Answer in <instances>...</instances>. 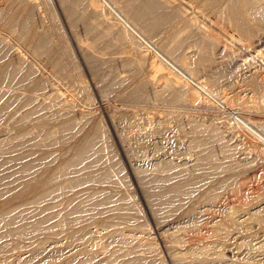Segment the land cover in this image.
Masks as SVG:
<instances>
[{
    "label": "rangeland",
    "instance_id": "rangeland-1",
    "mask_svg": "<svg viewBox=\"0 0 264 264\" xmlns=\"http://www.w3.org/2000/svg\"><path fill=\"white\" fill-rule=\"evenodd\" d=\"M129 1L113 3L116 10L124 14L129 9ZM153 1L164 13H151V23L146 27L137 24V30L144 28L141 34L150 38L153 47L170 59H176L175 62L190 73L203 80L212 76L219 79L218 91L225 96V103L264 134V16L252 20L253 24L260 25L258 34L242 41L232 35L234 23L226 8L230 0ZM248 1L264 12L263 0ZM86 3L83 1L77 9V16L89 27L86 32H76L70 27L61 0H16L10 11L0 8V96L6 93V98H11V106L0 114V144L7 148L0 150V161L15 159L10 167L0 171L10 179L22 175L30 179L45 171L54 179L50 184H54L55 189L47 190L46 200L42 198L39 202L34 197L36 194L31 193L30 202H17V206L11 205L9 209L10 206L2 205L4 186H0V264H173L172 253L183 255L184 261L191 264H264V142L238 125L231 112L216 102L203 97L193 99L191 93L174 86L167 74L155 71L152 61L163 63L167 71L178 76L180 73L126 28L102 2V12L114 22L116 29ZM25 18L29 21L25 22ZM77 38L96 45L82 52ZM139 50L147 54L145 59ZM93 63L103 73L118 76L112 91L105 92L96 83ZM12 71L23 82L11 81ZM4 87L7 88L4 90ZM56 95L60 97L56 99ZM87 136L95 137V144L89 150L92 155L80 163L76 174H71L64 164ZM29 137H33L37 147L31 149L24 145ZM200 150L211 151L210 166L201 159ZM29 162L33 167L28 173L21 166ZM200 163H208L207 172L212 175L202 173ZM162 170L164 173H160ZM177 172H180L179 181L175 176ZM165 175L171 178L155 181L157 176ZM192 175L193 180L198 179V184L186 193L189 198L186 194L182 195L183 199L179 195L180 200L167 203L166 196L162 195H167L172 189L170 186L177 187ZM223 180L227 186L220 188ZM61 181L62 186L57 191L55 186ZM215 185L219 188L212 187ZM84 188L97 191L95 195L99 197L112 191V196L109 195L114 201L96 206L82 192ZM160 189L167 191L161 194ZM67 199L72 203L70 200L67 203ZM77 208L83 213L77 212ZM118 214H127L129 219L121 220L116 217ZM19 224L26 225L25 231L28 229L21 236L11 229ZM7 228L11 232H7ZM178 239L185 243H179ZM172 244L176 247L169 252L168 246ZM112 257L115 259H110Z\"/></svg>",
    "mask_w": 264,
    "mask_h": 264
},
{
    "label": "bare ground",
    "instance_id": "bare-ground-1",
    "mask_svg": "<svg viewBox=\"0 0 264 264\" xmlns=\"http://www.w3.org/2000/svg\"><path fill=\"white\" fill-rule=\"evenodd\" d=\"M83 1H85V0H61V3H62V5H63V8H64V11H65V13H66V15H67V19H68V22H69V24H70V27L74 30V31H79L80 30V32L82 31V32H86L87 30H88V26L87 25H85V24H83L82 23V21L79 19V17L77 16V9H78V6L83 2ZM256 1V0H255ZM260 1V0H259ZM264 1V0H263ZM15 2H16V0H3L1 3H0V8L2 9V11H5V12H7V11H10L12 8H13V6L15 5ZM86 5L88 6V7H90L91 8V10L94 12V13H98V14H100L101 16H103L104 17V20H105V22H107V23H109V26L111 27V28H114V29H116V25L114 24V22H111L110 20H109V17L107 16H105V14L102 12V10H101V6H102V4H101V2L103 3V5H105V6H107L109 9H111L114 13H115V15L117 16L116 18L122 23V24H124L125 26H126V28L128 27L129 29H131L140 39H141V41H143L144 43H146L149 47H151L157 54H158V56H160L164 61H166L172 68H174V71H177L178 72V74L180 73L181 75H177V74H174L172 71H167L168 69L166 68V66L164 67V65H163V63H158V62H156V61H152V66H153V68H155V71L157 70V71H159V72H163L164 74H167L168 76V80L171 82V83H173L174 84V86H176V87H180L181 89H183V90H185V92H189V93H191L192 95V97H193V99L195 98V99H200V97H203V98H206V99H211L212 101H214V102H216L217 104H219L221 107H222V109L224 108V109H226V110H228L229 112H231V114H232V116H233V118H234V121L238 124V125H240L241 127H243L244 129H247L251 134H253L256 138H258L259 140H261V141H263L264 142V134L263 133H261L260 131H258V130H256L255 128H254V126H253V124H252V122L251 121H249L248 119H246V118H244L243 116H240V115H236L235 114V112H233L232 110H231V108L229 107V105H228V103L226 102L225 103V101H224V99L223 98H225V96H222L220 93H219V91L218 90H220V84H219V79H217V78H215V77H211L210 79H208V80H203V79H201V77H198L196 74H192V73H190L189 71H187V70H185L184 68H186L185 66L183 67V65L181 66V65H179L178 63H176L175 62V60L176 59H170V57L167 55V54H165V53H163L161 50H159V49H156L155 47H153L151 44H150V38L149 39H147L146 38V36L144 37L143 36V34H141V32L143 31L142 29H144V28H142L141 27V30H140V32L137 30V24L138 25H144L145 27L146 26H148V24H150L151 23V20L149 19L150 17H149V15L151 14V13H155V12H158L159 11V5L156 3V2H154L153 0H130L129 1V3H127L129 6V9L128 8H126V9H128V10H125V13L124 14H121L119 11H117L116 10V8H115V6H114V3L113 2H115V0H113V1H111V0H86ZM174 3V2H173ZM225 5V4H224ZM224 5H223V7H224ZM254 5L255 4H253L252 2H249L248 0H230L229 2H228V5L226 4V8L228 9V17L231 19V21L234 23V29L232 30V35L233 36H236L237 38H239L240 40H245V39H248V38H252V37H254L255 35H256V33L258 34V32L260 31V25L258 26V25H255V24H253V22H252V20L255 18V17H262V16H264V12H262L260 9H255L254 8ZM18 6V5H17ZM257 6V5H256ZM262 6V5H261ZM62 7V6H61ZM203 7V6H202ZM223 7H221L222 9H224ZM259 7V6H258ZM262 8V7H261ZM0 9V10H1ZM31 9V8H30ZM85 9V8H84ZM221 9V10H222ZM14 10V9H13ZM22 11V10H21ZM215 11V10H214ZM13 12V11H12ZM162 13H164L163 11H161ZM160 11H159V13H161ZM110 13V12H109ZM175 13V12H174ZM178 13H180L179 11H178ZM226 13V12H225ZM6 14V13H5ZM156 14V13H155ZM168 15H169V13H167ZM166 14V15H167ZM171 15V14H170ZM28 16H30L29 14H28ZM31 16H32V14H31ZM109 16H110V14H109ZM157 16V15H156ZM155 16V17H156ZM174 16V15H173ZM128 17V18H127ZM165 17V16H164ZM152 18V17H151ZM166 18H168V16H166ZM264 18V17H263ZM30 19H31V17H30ZM33 19V18H32ZM165 19V18H164ZM221 19V18H220ZM27 21H29V19L27 18H25V22H27ZM153 22V21H152ZM43 25V24H42ZM152 25V24H151ZM140 26H138V28L140 27ZM143 26V27H144ZM108 27V26H107ZM202 28V27H201ZM110 29V28H109ZM76 31V32H77ZM123 33V32H122ZM83 34V33H82ZM218 35V34H217ZM121 36V35H120ZM81 37V36H80ZM124 37V36H123ZM80 39V38H79ZM78 38H77V41H76V43H77V46H78V48H79V50L80 51H82V52H85V51H87L88 49H90L91 47H93L94 46V44L96 45V43L94 42V43H89V42H84V41H81V40H79ZM83 39V38H82ZM46 40V39H45ZM95 40V39H94ZM93 40V41H94ZM97 41V40H96ZM145 44V45H146ZM132 46V45H131ZM133 47V46H132ZM252 48V47H251ZM39 50V49H38ZM2 51V50H1ZM139 51H141V50H139ZM168 51V50H167ZM166 51V52H167ZM171 51V50H170ZM14 52V51H13ZM147 52V51H146ZM173 52V51H172ZM258 52V51H257ZM4 53V52H3ZM2 53V54H3ZM101 54H102V52H101ZM105 54V53H104ZM172 53H170V55H171ZM5 55H7V54H5ZM4 55V56H5ZM262 55V54H261ZM1 56V55H0ZM3 56V57H4ZM86 56V55H85ZM140 56L142 57V58H146L147 57V54L144 52V51H141L140 52ZM263 56V55H262ZM6 57V56H5ZM104 57V56H103ZM88 58H91V57H88ZM87 58V59H88ZM206 58V57H205ZM153 60V59H152ZM155 60V59H154ZM182 60V59H181ZM232 60V59H231ZM18 61V60H17ZM184 61V60H183ZM203 61V60H202ZM205 61V60H204ZM210 61H211V58H210ZM178 62V61H177ZM185 62H183L182 64H184ZM94 65H93V67H94V73H95V76H96V78H97V80L96 81H98V82H96V83H98L100 86H101V88L103 89V91H105V92H108V91H110L111 90V88L113 89L114 87H113V84L114 83H116V82H114V79H116L118 76H116V77H113V76H111L110 74H106V73H103L102 71H100V69L98 68V66L95 64V63H93ZM98 64V63H97ZM102 64V63H101ZM187 64V63H186ZM1 66V65H0ZM16 66V65H15ZM204 67V66H203ZM203 67H202V69H203ZM169 68V67H168ZM194 68V67H193ZM7 70V69H6ZM18 70V69H17ZM172 70V69H171ZM185 72H184V71ZM189 70V69H188ZM158 72V73H159ZM194 72V71H193ZM157 73V72H156ZM228 73V72H227ZM4 74V73H3ZM16 74V73H15ZM15 74L13 73V71H12V73H11V76H10V78H11V81H14V82H16V83H20V82H23V81H20L19 80V78H17L16 76H15ZM222 74V73H221ZM5 75H6V73H5ZM18 75V74H17ZM22 75V74H21ZM110 76L109 78H108V76ZM264 75V74H263ZM26 76V75H25ZM25 76H23V78L25 77ZM28 76V75H27ZM4 78H6V77H8V76H3ZM156 78V77H155ZM155 78H152L154 81H155ZM220 78V77H219ZM22 79V78H21ZM263 79H264V77H263ZM2 80H3V78H2ZM25 80V79H24ZM122 80V79H121ZM153 80H152V82H153ZM120 81V80H119ZM118 81V82H119ZM164 81H166V80H164ZM262 81H264V80H262ZM2 82V81H1ZM9 82V81H8ZM13 82V83H14ZM258 82V81H257ZM11 83V82H10ZM15 83V84H16ZM2 84V83H1ZM8 84V83H7ZM188 84H191V85H189V86H191L190 87V89H189V86H188ZM168 85V84H167ZM172 84H170V86H171ZM115 86V85H114ZM165 86V85H164ZM10 87V86H9ZM8 87V88H9ZM1 88V87H0ZM5 88H7V87H4V90H5ZM1 90V89H0ZM39 90V89H38ZM112 91V90H111ZM59 92H61V91H59ZM181 92V91H180ZM3 93V92H2ZM183 93V92H182ZM6 94V93H5ZM5 94H3V95H1L0 96V114H1V112H2V110L3 109H5V108H7L8 106L10 107L11 105H10V101H11V98H9L8 96H7V98H6V95ZM54 94V93H53ZM34 95V94H33ZM62 95V94H61ZM13 96V95H12ZM11 96V97H12ZM28 96V95H27ZM17 97V96H16ZM60 96H58V95H56L55 96V98L56 99H58ZM35 98V97H34ZM33 98V99H34ZM13 99H15V97L13 98ZM17 99V98H16ZM54 99V98H53ZM64 99V98H63ZM30 100V99H29ZM54 101H57V100H54ZM64 101H65V99H64ZM49 102H51V101H49ZM31 103V102H30ZM53 103H55V102H53ZM59 103V102H58ZM69 103V102H68ZM15 104V103H14ZM40 104V103H39ZM45 104V103H44ZM71 104V103H70ZM35 105H38V103L37 104H35ZM33 106V105H32ZM31 106V107H32ZM46 106H48V105H46ZM36 107H38V106H36ZM49 107H50V105H49ZM74 107V106H73ZM17 108V107H16ZM30 108V107H29ZM35 108V107H34ZM52 108V107H51ZM64 108V107H63ZM63 108H62V110H63ZM8 109V108H7ZM50 109V108H49ZM66 109V108H65ZM71 109V108H70ZM34 110H36V108L34 109ZM59 110V109H58ZM38 111H40V110H38ZM71 111V110H70ZM76 111V110H75ZM37 112V111H36ZM52 112V111H51ZM38 113V112H37ZM69 113V112H68ZM15 114V113H14ZM29 114V113H28ZM44 114H45V112H44ZM137 114V113H136ZM47 115V114H46ZM52 115V114H51ZM29 116V115H28ZM43 117H44V115H42ZM53 116V115H52ZM135 116V115H134ZM21 117V116H20ZM18 120H19V118H17ZM23 119V118H22ZM25 119V118H24ZM50 120V119H49ZM137 120V119H136ZM17 122V121H16ZM15 122V123H16ZM63 124V123H62ZM61 124V125H62ZM65 124V123H64ZM67 124V123H66ZM69 125V124H68ZM31 127V126H30ZM59 127V126H58ZM64 127V126H63ZM53 128V127H52ZM66 128V127H65ZM26 129H28V128H26ZM45 129V133H48L49 134V132H47V129L46 128H44ZM55 129V128H54ZM68 129V128H67ZM66 129V130H67ZM70 129V128H69ZM137 129V128H136ZM41 130V129H40ZM168 130V129H167ZM28 131V130H27ZM27 131H25V132H27ZM65 131V130H64ZM164 131V130H163ZM29 132V131H28ZM27 132V133H28ZM62 132V131H61ZM141 132V131H140ZM144 132V131H143ZM19 133L21 134V131H19ZM30 133V132H29ZM44 133V134H45ZM54 133H55V130H54ZM15 135H16V133H14ZM22 134H23V131H22ZM26 134V133H25ZM24 134V135H25ZM137 134V133H136ZM149 134V133H148ZM19 134H17V136H18ZM47 135V134H46ZM64 135V134H63ZM62 135V136H63ZM147 135V134H146ZM21 135H19L18 137H20ZM45 136V135H44ZM85 136V135H84ZM15 138V137H14ZM17 138V137H16ZM15 138V139H16ZM28 138V137H27ZM30 139H26L27 141L25 142L24 141V145H26L27 147L29 146V148H33V147H35L37 144L34 142V140H33V137L31 138V137H29ZM44 138V137H43ZM46 138V137H45ZM157 138V137H156ZM2 139V138H1ZM1 139H0V141H1ZM20 139V138H19ZM22 139V138H21ZM94 139H95V137L94 138H92V137H89V136H87L86 138H85V140H84V142H82L80 145H79V147H78V149H77V151L74 153V154H72L73 156L71 157V155H70V159H68V163L67 162H65V163H67V164H64V165H66V169H67V171L69 172V173H71V174H76V172H77V170H78V167H79V165H80V163L82 162V161H85V160H88L89 158L88 157H90L92 154H90L89 155V150L91 149V147H93V145L95 144V141H94ZM134 139V138H133ZM5 140V139H4ZM12 140V139H11ZM25 140V139H24ZM52 140V139H51ZM57 140V139H56ZM155 140V139H154ZM83 141V140H82ZM9 142V141H8ZM34 142V143H33ZM43 142V141H42ZM78 142H79V140H78ZM1 143V142H0ZM3 143V142H2ZM16 143H18L17 141H16ZM67 143V142H66ZM8 144V143H7ZM14 144V146H15V143H13ZM12 144V145H13ZM19 144H21V142L19 141ZM19 144H16V145H19ZM39 144V143H38ZM22 145V144H21ZM39 146V145H38ZM43 147H44V145H42ZM49 146V145H48ZM16 147V146H15ZM37 147V146H36ZM11 148V147H10ZM14 148V147H13ZM5 149V151H6V149L7 148H5L4 146H2L1 144H0V150H4ZM12 149V148H11ZM23 149V148H22ZM39 150V149H38ZM42 150V149H41ZM205 151H206V149H204ZM204 150H200V151H202L203 152V155H202V158H201V155H200V158L201 159H203V161H205V162H209V160L210 159H212V156H211V151L208 153H206V152H204ZM12 151V150H11ZM1 152V151H0ZM8 152V151H7ZM10 152V151H9ZM35 152V151H34ZM36 152H37V150H36ZM102 152V151H101ZM28 153H32L31 151H29ZM93 153H96V152H93ZM200 153V152H199ZM216 154V153H215ZM3 155V154H2ZM30 155V154H29ZM199 155V154H198ZM9 156V155H8ZM28 156V155H27ZM42 156H43V153H42ZM47 156V155H46ZM197 156V155H196ZM10 157V156H9ZM16 157V156H15ZM31 157V156H30ZM50 157V156H49ZM152 157V156H151ZM199 157V156H198ZM37 158V157H36ZM47 158V157H46ZM54 158V157H53ZM88 158V159H87ZM94 158H95V156H94ZM144 158V157H143ZM200 158H197V159H200ZM38 159V158H37ZM43 159H45V155H44V158ZM98 159V158H97ZM49 160H51V159H49ZM93 160H95V159H93ZM195 160V159H194ZM207 160V161H206ZM14 161H15V159H11V158H8V159H6L5 161H0L1 163H0V169L1 170H3V167L5 168V167H10L13 163H14ZM100 160L98 159V162H99ZM193 161V160H192ZM197 161H200V160H197ZM211 161V160H210ZM13 162V163H12ZM56 162V161H55ZM202 162V161H201ZM39 163V162H38ZM49 163H50V161H49ZM96 163V162H95ZM167 163V162H166ZM166 163H165V165H166ZM170 163V162H169ZM173 163V162H172ZM213 163V162H212ZM34 164V163H33ZM92 164H94L93 163V161H92ZM91 164V165H92ZM101 164H102V162H101ZM196 164H197V162H196ZM196 164H195V166H196ZM214 164H216V163H214ZM14 165H17V164H14ZM23 166H21L22 167V169L25 171V170H27V172H28V170H30V169H32L31 167H33L32 166V164H31V162H29V163H27V164H22ZM35 165V164H34ZM54 165V164H53ZM83 165H87V164H83ZM82 165V166H83ZM90 165V164H89ZM164 165V166H165ZM173 165V164H172ZM211 164H210V162H209V166H210ZM220 165V164H219ZM219 165H216V166H219ZM178 166V165H177ZM193 166V165H192ZM198 166V165H197ZM221 166V165H220ZM81 167V166H80ZM87 167H90V166H87ZM167 167H171V166H169L168 164H167ZM167 167H165V170L164 171H166V168ZM173 167H175V166H173ZM235 167V166H234ZM55 168V167H54ZM62 169L64 168V170H65V167H61ZM85 168V167H84ZM194 168V167H193ZM212 168V167H211ZM216 168V167H215ZM10 169V168H9ZM15 169V168H14ZM56 170L58 169V167L57 168H55ZM61 169V170H62ZM82 169H83V167H82ZM86 169V168H85ZM159 169H160V167H159ZM158 169V170H159ZM162 169V168H161ZM171 169H173L172 167H171ZM178 169V168H177ZM184 169V167L182 168V170ZM196 169V168H195ZM207 169H210V167L208 168V163L207 164H201L200 163V169L199 170H202L203 172L202 173H204V171H206L207 172ZM7 170V169H6ZM179 170V169H178ZM181 170V171H182ZM212 170V169H211ZM4 171V170H3ZM11 171V170H10ZM22 171V170H21ZM20 171V172H21ZM105 171V170H104ZM173 171H176V170H171L170 172H173ZM180 171V170H179ZM197 171V170H196ZM210 171V170H209ZM23 172V171H22ZM26 172V173H27ZM33 172V171H32ZM36 172V171H35ZM54 172V171H53ZM59 172V171H58ZM63 172V171H62ZM68 172H67V174H68ZM79 172V171H78ZM136 172V171H135ZM155 172V171H154ZM183 172V171H182ZM199 172V171H198ZM201 172V171H200ZM213 173H214V171H212ZM218 172V171H217ZM222 172V171H221ZM6 173H8V171L6 172ZM10 173V172H9ZM17 173V172H16ZM29 173V172H28ZM27 173V176H29V174ZM31 173V172H30ZM64 173V172H63ZM65 173H66V171H65ZM91 173H93V172H91ZM101 173V172H100ZM105 173V172H104ZM157 173H159V172H157ZM160 173H164L163 172V170L160 172ZM175 173V172H174ZM180 173V172H179ZM179 173L177 172V174H175V176H177V181H179L178 180V176H179ZM216 173V172H215ZM14 174V173H13ZM19 174V173H18ZM99 174V173H98ZM97 174V175H98ZM138 174V173H137ZM152 174V173H151ZM155 174V176H156V173H154ZM168 174V173H167ZM171 174V173H170ZM189 174H190V172H189ZM192 174H193V172H192ZM201 174V173H200ZM205 174V173H204ZM206 174H209L208 172L206 173ZM205 174V175H206ZM218 174V173H217ZM62 175V174H61ZM65 175V174H64ZM87 175V174H86ZM103 175V174H102ZM106 175V174H105ZM109 175V174H108ZM107 175V176H108ZM161 175V174H160ZM163 175V174H162ZM191 175V174H190ZM209 175H212V174H209ZM19 176V175H18ZM80 176V175H79ZM89 176V175H88ZM150 176V175H149ZM148 176V177H149ZM174 176V177H175ZM194 175H192V176H190V178H184V179H188V180H186L185 182H181L182 180H180V182H181V184L179 185V186H177V187H173V186H170L171 188H169V189H171V190H169V192L167 193L166 192V194L167 195H162V196H166V200H168L167 201V203L169 202L170 204H174L175 202H177L178 200H180V198L179 197H181L182 195L183 196H185V194L189 191V190H191V189H193L194 188V186H196V184H198L197 182H196V180L198 181V179H196V180H193L195 177H193ZM196 176V175H195ZM197 176L199 177L200 175H198V173H197ZM196 176V177H197ZM202 176V175H201ZM214 176H215V174H214ZM16 177V176H15ZM15 177H13L14 179H10V176L8 177L7 175H3L2 173H1V171H0V186L1 185H3L4 187H3V189H4V192H3V207H7V206H10L9 207V209L11 208V207H13L14 205H16L15 203H19V202H21V203H28V202H30V200H32V199H28V196H29V194H31V193H33V194H36L34 197H35V199L36 200H42V198L43 199H45L47 196H48V192H47V190L50 192V191H52V190H55L54 188H53V185H51L50 183L52 182V180H54V179H52L49 175H47L46 173H45V171L43 172H40V173H38V174H36L35 176H33V177H31L30 179H26V175L24 176V175H22V177H18V178H15ZM56 177H59V176H56ZM90 177H91V175H90ZM96 177V176H95ZM173 177V178H174ZM181 177V176H180ZM191 177H193V178H191ZM203 177V176H202ZM217 177V176H216ZM54 178V177H53ZM86 178H87V176H86ZM89 178V177H88ZM87 178V179H88ZM151 178V177H150ZM168 178L170 179L171 178V176H157L156 178H155V181L156 180H162V181H165V180H168ZM176 178V177H175ZM199 178H201V177H199ZM204 178V181L206 180L207 181V179L205 178V177H203ZM219 178V177H218ZM231 178V177H230ZM51 179V180H50ZM94 179V178H93ZM99 179V178H98ZM100 179H101V177H100ZM104 179V178H103ZM102 179V180H103ZM107 179V178H106ZM214 179H216V178H214ZM223 179V178H222ZM67 180V179H66ZM89 180V179H88ZM91 181H92V179H90ZM97 180V179H96ZM101 180V181H102ZM149 180H154V179H149ZM202 181H203V179H201ZM221 180V179H220ZM70 181V180H69ZM78 181H79V179H78ZM157 181V182H158ZM177 181H175L176 183H177ZM216 181V180H215ZM72 182H73V179H72ZM84 182V181H83ZM85 182H87V180L85 181ZM113 182V181H112ZM161 182V181H160ZM168 182V181H167ZM208 182V181H207ZM211 182V181H210ZM212 182H214V181H212ZM61 183H62V181L60 182V183H58L59 185H57V187L55 186V188L57 189V191L60 189V187L62 186L61 185ZM68 183V182H67ZM107 183V182H106ZM155 182H153V184H154ZM171 183H172V181H171ZM175 183V184H176ZM204 183H206V182H204ZM215 183V182H214ZM225 183H226V181H221V184L219 185L220 186V188H224L223 186H225ZM50 184V185H49ZM57 184V183H56ZM69 184V183H68ZM70 184H73V183H70ZM76 184H77V182H76ZM153 184H152V187H153ZM165 184H166V182H165ZM199 184H201V183H199ZM218 184V182L216 183V185ZM61 185V186H60ZM95 185V184H94ZM207 185V184H206ZM211 185H212V183H211ZM214 185V184H213ZM212 186V187H216V188H219V187H217V186ZM68 186V185H67ZM161 186V185H160ZM164 186H166V185H164ZM227 186V185H226ZM225 186V187H226ZM72 187V186H71ZM80 188H81V186H79ZM107 187V186H106ZM151 187V186H150ZM155 187V186H154ZM156 187H158V186H156ZM68 188V187H67ZM73 188H74V186H73ZM79 188V189H80ZM98 188V187H97ZM96 188V189H97ZM99 188H101V187H99ZM147 188V187H146ZM149 188V187H148ZM159 188V187H158ZM165 188V187H164ZM167 188V187H166ZM199 188V187H198ZM2 189V188H1ZM61 189H63V188H61ZM91 188H84V190L82 191V192H84V194H86V197H89V199L90 200H93L92 202H93V204H95L96 206H102V205H105V204H108V203H110V202H112V200H113V197H111L112 196V191L110 192L111 193V196L108 194H105V195H103L102 197H99V196H96L95 195V193H97V191H94V190H90ZM105 189V188H104ZM107 189V188H106ZM105 189V190H106ZM152 189H154V188H152ZM152 189H150L149 188V190H152ZM98 190V189H97ZM164 190V189H163ZM195 190V189H194ZM193 190V191H194ZM1 191H3V190H1ZM66 191V190H65ZM104 191V190H103ZM164 191H167V190H164ZM164 191L162 192L161 191V189H160V193L161 194H165L164 193ZM192 191V190H191ZM190 191V192H191ZM77 192V191H76ZM80 192V191H79ZM100 192H101V190H100ZM149 192V191H148ZM151 192V191H150ZM189 192V193H190ZM53 193V192H52ZM107 193V192H106ZM50 194V193H49ZM77 194H79L78 192H77ZM149 194V193H148ZM151 194V193H150ZM150 194H149V196H150ZM73 195V194H72ZM115 195V194H114ZM113 195V196H114ZM117 195V194H116ZM153 195V194H152ZM154 195L155 196H157L155 193H154ZM178 197H177V196ZM179 195H181V196H179ZM187 196V198H189L188 197V194H186ZM191 195V194H190ZM55 196V195H54ZM80 196H82V195H80ZM155 196H153V197H155ZM161 196V197H162ZM183 196L181 197L182 199H183ZM33 196L31 197V198H34ZM49 197V196H48ZM77 197H79V196H77ZM115 197V196H114ZM158 197H159V193H158ZM185 197V198H186ZM0 198H1V196H0ZM41 198V199H40ZM74 198V197H73ZM72 198V199H73ZM119 198V197H118ZM35 199H33V200H35ZM71 199V198H70ZM70 199H67L68 201H66L67 203H69V200ZM181 199V200H182ZM192 199V198H191ZM46 200V199H45ZM75 200V199H74ZM73 200V201H74ZM80 200H83V198L81 197V199ZM80 200H78V201H80ZM89 200V201H90ZM116 200V202H117V199H115ZM121 200V199H120ZM62 201V200H61ZM71 201V203H72V200H70ZM77 201V202H78ZM114 201V200H113ZM157 201V200H156ZM161 201H163V200H161ZM39 202H41V201H39ZM59 202V201H58ZM86 202H88V201H86ZM155 202V201H154ZM182 202V201H181ZM67 203H65V204H67ZM83 202L81 201V203L80 204H82ZM89 203H91V202H89ZM88 203V204H89ZM121 203V202H120ZM160 203V202H159ZM162 203V202H161ZM166 203V202H165ZM50 204V203H49ZM64 204V205H65ZM76 204V203H75ZM118 204V203H117ZM117 204H115V205H117ZM169 204V205H170ZM11 205H13V206H11ZM21 205H23V204H21ZM36 205V204H35ZM43 205V204H42ZM45 205V204H44ZM43 205V206H44ZM47 206H49L48 204H46ZM60 205V204H59ZM77 205V204H76ZM95 205H94V207H95ZM111 205V204H110ZM109 205V206H110ZM176 205V204H175ZM174 205V206H175ZM178 205V204H177ZM17 206V205H16ZM14 207V208H17V207ZM43 206H41V208L43 209V208H45V209H47L48 207H43ZM79 205H77V207H78ZM81 206V205H80ZM83 206V205H82ZM86 206V205H85ZM109 206H107V207H109ZM112 207H113V205H111ZM156 206V205H155ZM182 206V205H181ZM34 207V206H33ZM51 207H53V206H51ZM71 207H74V205L72 206L71 205ZM76 207V206H75ZM88 207V206H87ZM86 207V208H87ZM93 207V208H94ZM117 207V206H116ZM120 207H121V205H120ZM124 207V206H123ZM129 207V206H128ZM159 207H161L160 205H159ZM203 207V206H202ZM66 208V207H65ZM82 208V207H81ZM81 208H77L76 210H77V212L79 211V212H82V210H81ZM85 208V209H86ZM91 208H92V205H91ZM118 208H119V206H118ZM156 208V207H155ZM167 208V207H166ZM13 209V208H12ZM27 209V208H26ZM25 209V210H26ZM48 209H50V208H48ZM71 209V208H70ZM83 209V208H82ZM99 209H101V208H99ZM99 209H98V211H99ZM115 209V208H114ZM113 209V210H114ZM121 209H122V207H121ZM124 209V208H123ZM126 209V208H125ZM201 209V208H200ZM207 209V208H206ZM5 210H7V209H5ZM21 210H22V208H21ZM33 210H36V208L35 209H33ZM40 211H41V209H39ZM65 210V209H64ZM84 210V209H83ZM94 210V209H93ZM103 210V209H102ZM117 210V209H116ZM130 210V209H129ZM202 210H204V209H202ZM3 211V210H2ZM15 211V210H14ZM61 211V210H60ZM66 211H70V210H66ZM104 211V210H103ZM110 211V210H109ZM108 211V212H109ZM5 212V211H4ZM22 212V211H21ZM29 212V211H28ZM44 212V211H43ZM71 212V211H70ZM91 212V211H90ZM201 212V211H200ZM42 213V212H41ZM76 213V212H75ZM83 213V212H82ZM93 213H95V212H93ZM98 214L100 213V212H97ZM106 213V212H105ZM5 214V213H4ZM18 214V213H17ZM28 214V213H27ZM30 214V213H29ZM55 214V213H54ZM87 214V213H86ZM89 214V213H88ZM14 215V214H13ZM25 215V214H24ZM32 215V214H31ZM30 215V216H31ZM95 215H97V214H95ZM127 215V214H126ZM126 215H124V214H118L116 217L117 218H119V219H121V220H124L125 221V219H127L128 217L126 216ZM18 216V215H17ZM20 216V215H19ZM35 216V215H34ZM38 216V215H37ZM45 216V215H44ZM69 216H70V214H69ZM82 216H84V215H82ZM7 217V216H6ZM22 217H23V215H22ZM27 217V216H26ZM51 217V216H50ZM74 216H72V218H73ZM81 217V216H80ZM4 218H5V216H4ZM36 218V217H35ZM38 218V217H37ZM47 218L49 219V217L47 216ZM71 218V217H70ZM92 218V217H91ZM104 218H106V217H104ZM11 219V218H10ZM21 219V218H20ZM20 219H19V221H20ZM23 219H25V218H23ZM29 219V218H28ZM48 219H46L47 221H48ZM51 219V218H50ZM65 219V218H64ZM66 219H67V217H66ZM77 219V218H76ZM114 219V218H113ZM129 219V218H128ZM9 220V219H8ZM22 220V219H21ZM105 220V219H104ZM115 220V219H114ZM32 221V220H31ZM31 221H28V222H31ZM34 221V220H33ZM38 221H40V220H38ZM46 221V222H47ZM50 221V220H49ZM73 221H75V219H73ZM10 222V221H9ZM25 222V221H24ZM40 222H42V221H40ZM44 222H45V220H44ZM43 222V223H44ZM97 222V221H96ZM105 222V221H104ZM108 222V221H107ZM113 222V221H112ZM23 223V222H22ZM26 223V222H25ZM98 223V222H97ZM114 223H115V221H114ZM128 223V222H127ZM12 224H16L15 223V221H12ZM21 224V223H20ZM19 224V227H17V225H16V227L13 229V228H11L12 229V232H16L17 233V235H19V236H21V235H24V232H27V230L25 231V229L27 228L26 227V225L25 224H23V225H20ZM32 224V223H31ZM71 224V223H70ZM109 224V223H108ZM9 225V224H8ZM10 225H11V222H10ZM38 225H40V224H38ZM64 225V224H63ZM73 225V224H72ZM91 225V224H90ZM102 225H104V224H101V226ZM110 225V224H109ZM141 225V224H140ZM97 226V225H96ZM112 226H113V224H112ZM127 226V225H126ZM36 227H37V225H36ZM81 227V226H80ZM104 227V226H103ZM29 228V227H28ZM53 228V227H52ZM95 228H97V227H95ZM178 228V227H177ZM176 228V229H177ZM103 229V228H102ZM175 229V230H176ZM38 230V229H37ZM77 230V229H76ZM94 230V229H93ZM97 230H98V228H97ZM96 230V231H97ZM120 230V229H119ZM91 231V230H90ZM89 231V232H90ZM122 231V230H121ZM7 232H11V230L10 231H8V228H7ZM77 232H79V231H77ZM87 232V231H86ZM88 232V233H89ZM131 232V231H130ZM134 232V231H133ZM145 232V231H144ZM1 233H2V231H1ZM73 233H75V231L73 232ZM85 233V232H84ZM87 233V234H88ZM91 233V232H90ZM179 233V232H178ZM3 234V233H2ZM11 234V233H10ZM26 234V233H25ZM77 234V233H76ZM86 234V233H85ZM198 234V233H197ZM12 235V234H11ZM16 235V236H17ZM74 235V234H73ZM77 235H81V237L84 235V234H77ZM126 235V234H125ZM130 235H131V233H130ZM140 235V234H139ZM201 235V234H200ZM0 236H2V235H0ZM13 236H15V235H13ZM128 236V235H127ZM181 236V235H180ZM7 237V236H6ZM124 237V236H123ZM122 237V238H123ZM132 237V236H131ZM161 237V236H160ZM195 237V236H194ZM27 238V237H26ZM25 238V239H26ZM71 238V237H70ZM85 238V237H84ZM137 238V237H136ZM201 238V237H200ZM77 239H79V238H77ZM174 239H175V236H174ZM180 239V238H179ZM178 239V240H179ZM190 239V238H189ZM201 239H203V238H201ZM46 240V239H45ZM123 240V239H122ZM136 240V239H135ZM151 240V239H150ZM181 240V239H180ZM179 240V241H180ZM195 240H196V237H195ZM86 240H84V242H85ZM88 241V240H87ZM124 241V240H123ZM126 241V240H125ZM183 241V240H182ZM192 241V240H191ZM138 242V241H137ZM136 242V243H137ZM142 242V241H141ZM144 242V241H143ZM148 242V241H147ZM172 242V241H171ZM170 242V243H171ZM174 243H176V240L175 241H173ZM190 242V241H189ZM59 243V242H58ZM166 243V242H165ZM179 243H181V241L179 242ZM185 243V242H184ZM184 243H181V244H184ZM26 244V243H25ZM63 244V243H62ZM83 244V243H82ZM155 244V243H154ZM167 244H168V242H167ZM192 244V243H191ZM196 244V243H195ZM23 245V244H22ZM140 245H141V243H140ZM169 245V244H168ZM167 245V246H168ZM176 245V244H175ZM174 244H172V245H170V246H168V249H169V252H170V250H172L174 247H176ZM178 245V244H177ZM149 246H150V243H149ZM190 246V245H189ZM198 246V245H197ZM196 246V247H197ZM27 247H29V246H27ZM143 247V246H142ZM181 247H182V245H181ZM180 247V248H181ZM186 247H188V246H186ZM194 247V246H193ZM129 248V247H128ZM134 248V247H133ZM138 248V247H137ZM145 248V247H144ZM184 248V247H183ZM182 248V249H183ZM200 248V247H199ZM135 249H136V247H135ZM147 249V248H146ZM176 249V248H175ZM187 249V248H186ZM101 250V249H100ZM134 250V249H133ZM157 250V249H156ZM165 250V249H164ZM177 250H179V248L177 249ZM112 251V250H111ZM114 251V250H113ZM176 251V250H175ZM187 251V250H186ZM189 251V250H188ZM191 251V250H190ZM106 252V251H105ZM147 252V251H146ZM174 252V251H173ZM177 252V251H176ZM202 252H203V250H202ZM88 253V252H87ZM182 253V252H181ZM186 253V252H185ZM184 253V254H185ZM189 253H191V252H189ZM147 254V253H146ZM153 254H155V253H153ZM203 254V253H202ZM117 255H118V253H117ZM135 255V254H134ZM188 255H190V254H188ZM193 255H194V253H193ZM197 255V254H196ZM200 255V254H199ZM74 256V255H73ZM108 256V255H107ZM120 256V255H119ZM72 257V256H71ZM117 257V256H116ZM145 257V256H144ZM143 257V258H144ZM147 257V256H146ZM150 257H152V255L150 256ZM188 257V256H187ZM196 257V256H195ZM199 257V256H198ZM210 257V256H209ZM103 258V257H102ZM131 258H132V255H131ZM140 258V257H139ZM201 258V257H200ZM206 258V257H205ZM208 258V257H207ZM216 258H218V257H216ZM91 259V258H90ZM107 259V258H106ZM105 259V260H106ZM110 259H115V258H110ZM212 259V258H211ZM75 260V259H74ZM73 260V261H74ZM82 260V259H81ZM84 260V259H83ZM104 260V261H105ZM170 260H171V262L173 263V264H191V263H188V262H186V261H184V257H183V255H180L179 253H172L171 255H170ZM187 260V259H186ZM188 260H189V258H188ZM213 260V259H212ZM218 260V259H217ZM78 261V260H77ZM102 261V260H101ZM110 261V260H109ZM113 261V260H112ZM112 261H110V262H112ZM137 261V260H136ZM191 261V260H190ZM193 261V260H192ZM191 261V262H192ZM103 262V261H102ZM109 262V263H110ZM197 262V261H196ZM101 263V262H100ZM207 263V262H206ZM79 264H81V263H79ZM83 264V263H82ZM89 264V263H88ZM133 264V263H132ZM194 264V263H193ZM197 264V263H196ZM204 264V263H203ZM215 264V263H214Z\"/></svg>",
    "mask_w": 264,
    "mask_h": 264
}]
</instances>
